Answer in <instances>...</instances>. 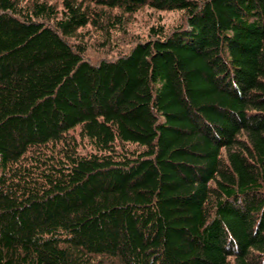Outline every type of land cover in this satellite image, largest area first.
<instances>
[{
  "label": "trees",
  "instance_id": "obj_1",
  "mask_svg": "<svg viewBox=\"0 0 264 264\" xmlns=\"http://www.w3.org/2000/svg\"><path fill=\"white\" fill-rule=\"evenodd\" d=\"M0 264H264V0H0Z\"/></svg>",
  "mask_w": 264,
  "mask_h": 264
},
{
  "label": "rangeland",
  "instance_id": "obj_2",
  "mask_svg": "<svg viewBox=\"0 0 264 264\" xmlns=\"http://www.w3.org/2000/svg\"><path fill=\"white\" fill-rule=\"evenodd\" d=\"M52 1L59 2L60 4V0ZM181 17V13L179 12L167 10L159 11L154 8L144 7L142 10L129 16L128 23L125 26L126 30L113 29L111 31V42L106 41L104 44H99L98 39H100V37L97 34V31L92 27H86L84 30L87 33L82 32V37L86 38V41L89 44L88 52L92 56H101L102 53L104 54V57H108L109 55L115 56L118 53L119 47L127 49L130 47L132 40L137 38L146 39L149 29L153 25L165 23L167 26L171 27L180 22Z\"/></svg>",
  "mask_w": 264,
  "mask_h": 264
},
{
  "label": "bare ground",
  "instance_id": "obj_3",
  "mask_svg": "<svg viewBox=\"0 0 264 264\" xmlns=\"http://www.w3.org/2000/svg\"><path fill=\"white\" fill-rule=\"evenodd\" d=\"M235 251V250H234ZM238 252V251H237Z\"/></svg>",
  "mask_w": 264,
  "mask_h": 264
}]
</instances>
